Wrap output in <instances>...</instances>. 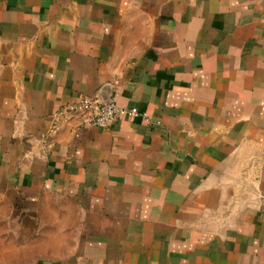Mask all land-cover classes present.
Masks as SVG:
<instances>
[{
    "label": "crops",
    "instance_id": "0c3cea01",
    "mask_svg": "<svg viewBox=\"0 0 264 264\" xmlns=\"http://www.w3.org/2000/svg\"><path fill=\"white\" fill-rule=\"evenodd\" d=\"M83 97L147 119L44 139ZM12 172L70 230L38 264H264V0H0Z\"/></svg>",
    "mask_w": 264,
    "mask_h": 264
},
{
    "label": "rangeland",
    "instance_id": "374dc122",
    "mask_svg": "<svg viewBox=\"0 0 264 264\" xmlns=\"http://www.w3.org/2000/svg\"><path fill=\"white\" fill-rule=\"evenodd\" d=\"M18 182L13 172L4 191L0 182V264H38L51 259L50 252L63 242L58 239V234L70 230L65 229L68 225L36 219L39 208L35 207L36 202L30 200L33 193L22 192ZM41 210L43 214L50 209Z\"/></svg>",
    "mask_w": 264,
    "mask_h": 264
},
{
    "label": "built area",
    "instance_id": "2783aa9c",
    "mask_svg": "<svg viewBox=\"0 0 264 264\" xmlns=\"http://www.w3.org/2000/svg\"><path fill=\"white\" fill-rule=\"evenodd\" d=\"M123 117L147 119L145 113H140L136 108L118 106L112 99L102 103L96 99L83 97L75 103L61 106L50 116L51 124L43 138L51 137L61 123L69 119H76L80 127L105 129Z\"/></svg>",
    "mask_w": 264,
    "mask_h": 264
},
{
    "label": "water",
    "instance_id": "95a60500",
    "mask_svg": "<svg viewBox=\"0 0 264 264\" xmlns=\"http://www.w3.org/2000/svg\"><path fill=\"white\" fill-rule=\"evenodd\" d=\"M110 99H107L106 101H99V102H102V103H107Z\"/></svg>",
    "mask_w": 264,
    "mask_h": 264
}]
</instances>
